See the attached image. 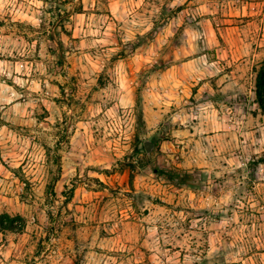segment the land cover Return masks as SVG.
Here are the masks:
<instances>
[{"label": "clouds", "instance_id": "clouds-1", "mask_svg": "<svg viewBox=\"0 0 264 264\" xmlns=\"http://www.w3.org/2000/svg\"><path fill=\"white\" fill-rule=\"evenodd\" d=\"M0 264H264V0H0Z\"/></svg>", "mask_w": 264, "mask_h": 264}]
</instances>
